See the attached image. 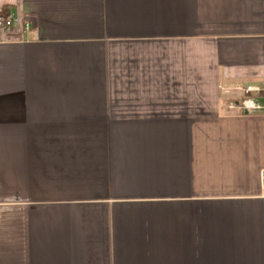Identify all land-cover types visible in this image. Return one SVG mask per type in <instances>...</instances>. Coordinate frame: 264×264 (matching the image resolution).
I'll use <instances>...</instances> for the list:
<instances>
[{"label":"crops","instance_id":"0c3cea01","mask_svg":"<svg viewBox=\"0 0 264 264\" xmlns=\"http://www.w3.org/2000/svg\"><path fill=\"white\" fill-rule=\"evenodd\" d=\"M0 13V264H264V0Z\"/></svg>","mask_w":264,"mask_h":264},{"label":"built area","instance_id":"2783aa9c","mask_svg":"<svg viewBox=\"0 0 264 264\" xmlns=\"http://www.w3.org/2000/svg\"><path fill=\"white\" fill-rule=\"evenodd\" d=\"M15 19L11 14L0 13V26L6 29H10L13 27ZM235 90L243 93L244 98L240 100V102H232L231 107H237L241 110H257L261 109L262 105L252 97H245L246 94L255 92L259 90L253 85H238L235 87Z\"/></svg>","mask_w":264,"mask_h":264}]
</instances>
